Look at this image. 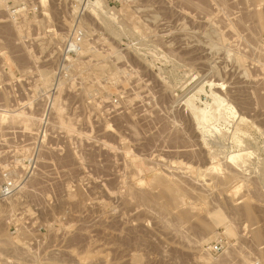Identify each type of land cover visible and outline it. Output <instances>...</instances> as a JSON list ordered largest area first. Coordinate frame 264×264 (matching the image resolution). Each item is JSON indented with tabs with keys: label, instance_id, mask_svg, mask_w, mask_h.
Instances as JSON below:
<instances>
[{
	"label": "rangeland",
	"instance_id": "rangeland-1",
	"mask_svg": "<svg viewBox=\"0 0 264 264\" xmlns=\"http://www.w3.org/2000/svg\"><path fill=\"white\" fill-rule=\"evenodd\" d=\"M97 4L0 0V264H264V0Z\"/></svg>",
	"mask_w": 264,
	"mask_h": 264
},
{
	"label": "water",
	"instance_id": "water-1",
	"mask_svg": "<svg viewBox=\"0 0 264 264\" xmlns=\"http://www.w3.org/2000/svg\"><path fill=\"white\" fill-rule=\"evenodd\" d=\"M89 1L95 7H98V0ZM221 88L222 86L219 84L204 81L183 101L186 111L192 116L198 129H200L202 133L203 129L200 122L203 116L202 112L204 111L211 117L214 126L227 128L231 125L227 118L226 107H233L217 93L216 90Z\"/></svg>",
	"mask_w": 264,
	"mask_h": 264
},
{
	"label": "bare ground",
	"instance_id": "bare-ground-1",
	"mask_svg": "<svg viewBox=\"0 0 264 264\" xmlns=\"http://www.w3.org/2000/svg\"><path fill=\"white\" fill-rule=\"evenodd\" d=\"M205 80V79H204ZM202 82V81H201ZM193 89V88H192ZM193 91V90H192ZM233 108H231V107H226V111L227 112H233ZM236 111L234 110V113H235ZM202 114H203V116H202V120H201V122H200V125L202 124V129H203V133H204V135L206 134L207 135V133H208V135L210 134V133H213V131L212 130H214V127H212L214 124H213V122H212V120H211V117L208 115V113H206V111H204V112H202ZM234 115V114H233ZM237 114H235V116H236ZM227 118L229 119V116L227 115ZM231 119H233V116H232V118ZM231 121V120H230ZM244 122V121H243ZM240 125V124H239ZM242 125H243V123H242ZM239 127V126H238ZM216 128V127H215ZM208 129V130H207ZM237 129V128H236ZM214 131H216V132H218V128L216 129V130H214ZM220 131V130H219ZM224 131V130H223ZM210 132V133H209ZM221 132V131H220ZM236 132V131H235ZM219 133V132H218ZM239 133H240V131H239ZM217 134V133H216ZM235 134V133H234ZM241 134H242V132H241ZM237 135V134H236ZM238 136V135H237ZM233 137H235V136H233ZM237 138V137H236ZM205 140V139H204ZM216 141H218V140H216ZM205 142V141H204ZM237 147V146H236ZM238 149V148H237ZM233 153H235V152H233ZM231 154V153H230ZM215 155H218V154H215ZM220 156V155H219ZM242 155L241 154H237V155H233V156H231V157H229L230 158V160L233 162V163H235L238 167H241V164L240 163H238V160L240 159V157H241ZM218 156H216V158H217ZM214 158V157H213ZM215 158V159H216ZM246 158V157H245ZM223 159V158H222ZM248 159V158H247ZM216 161H217V159H216ZM228 163H230V162H228ZM228 165H230V164H228ZM230 167H233V169H234V166H232V164H231V166ZM237 170V169H236ZM235 169L233 170V171H236ZM240 172H238V174H239ZM240 175H241V173H240ZM243 175V174H242Z\"/></svg>",
	"mask_w": 264,
	"mask_h": 264
},
{
	"label": "built area",
	"instance_id": "built-area-1",
	"mask_svg": "<svg viewBox=\"0 0 264 264\" xmlns=\"http://www.w3.org/2000/svg\"><path fill=\"white\" fill-rule=\"evenodd\" d=\"M214 251L215 252H218L219 251V247L218 246H215Z\"/></svg>",
	"mask_w": 264,
	"mask_h": 264
}]
</instances>
